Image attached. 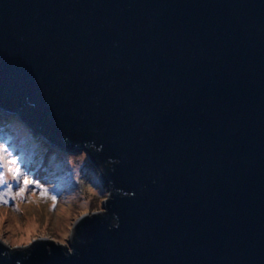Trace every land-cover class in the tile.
Here are the masks:
<instances>
[{"label":"water","instance_id":"95a60500","mask_svg":"<svg viewBox=\"0 0 264 264\" xmlns=\"http://www.w3.org/2000/svg\"><path fill=\"white\" fill-rule=\"evenodd\" d=\"M0 110L135 192L0 264H264V0H0Z\"/></svg>","mask_w":264,"mask_h":264},{"label":"clouds","instance_id":"9594fccd","mask_svg":"<svg viewBox=\"0 0 264 264\" xmlns=\"http://www.w3.org/2000/svg\"><path fill=\"white\" fill-rule=\"evenodd\" d=\"M13 126L22 128L25 135L12 134ZM0 130H3L0 134V258L10 259L22 253L23 259L28 260L41 243L49 255L55 246L65 257L72 256L76 251L73 243L89 242L77 231L85 220L106 216L114 193L121 198L135 196L134 191L116 187L113 180L105 186L98 179L105 166L115 172V165L120 163L118 158L108 157L95 169L92 179L85 175L88 150L99 153L104 147L95 140L84 141L79 153L51 154L50 165L63 169L66 162L70 169L74 186L65 190L35 175L43 164L44 154L49 152L44 138L34 136L19 117L5 115L3 110H0ZM64 139L71 142L67 135ZM119 226V214L113 212L109 229Z\"/></svg>","mask_w":264,"mask_h":264},{"label":"rangeland","instance_id":"374dc122","mask_svg":"<svg viewBox=\"0 0 264 264\" xmlns=\"http://www.w3.org/2000/svg\"><path fill=\"white\" fill-rule=\"evenodd\" d=\"M10 131L12 134L16 135L17 137L24 136V130L20 127L13 126ZM3 130H0V134H2ZM19 154V149H18ZM51 154L46 153L44 154L43 164L40 169H38L35 172V175L38 179H42L45 183H55L58 188H63L67 190L68 188H71L74 186V182L71 179V172L70 169H68L67 164L65 162L63 169H56L53 165L49 164V158ZM28 165L26 164V167ZM86 172L85 175H87L90 179L94 177V171L96 167L88 160L86 165ZM99 181L100 178L98 177ZM101 182V181H100Z\"/></svg>","mask_w":264,"mask_h":264}]
</instances>
